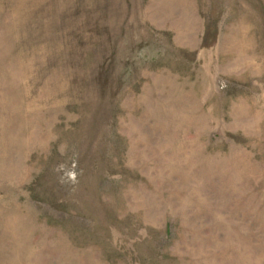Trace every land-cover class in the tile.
I'll list each match as a JSON object with an SVG mask.
<instances>
[{"label": "rangeland", "instance_id": "rangeland-1", "mask_svg": "<svg viewBox=\"0 0 264 264\" xmlns=\"http://www.w3.org/2000/svg\"><path fill=\"white\" fill-rule=\"evenodd\" d=\"M0 264H264V0H0Z\"/></svg>", "mask_w": 264, "mask_h": 264}]
</instances>
